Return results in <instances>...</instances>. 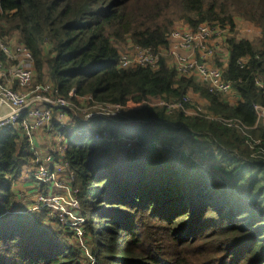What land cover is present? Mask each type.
Masks as SVG:
<instances>
[{
  "label": "trees",
  "instance_id": "16d2710c",
  "mask_svg": "<svg viewBox=\"0 0 264 264\" xmlns=\"http://www.w3.org/2000/svg\"><path fill=\"white\" fill-rule=\"evenodd\" d=\"M235 17L261 30L254 40L227 39L224 74L239 94L235 106L179 76L165 59L158 70L118 64L125 42L159 50L180 21L234 30ZM14 33L32 51L38 81L47 74L66 97L73 91L102 103L139 105L149 98L184 100L193 92L209 101L213 114L249 126L257 121L254 105L264 106V0H0V38ZM139 113L144 119L132 126L101 121L113 134L139 138V155L113 153L82 122L75 131L59 128L90 262L45 203L20 207L15 186L36 156L22 127L0 136V264H264V161L250 157L244 136L165 108L146 105ZM158 127L212 135L229 178H218L183 151H160ZM252 133L264 144V125ZM237 148L240 156H225ZM49 190L42 184L44 199Z\"/></svg>",
  "mask_w": 264,
  "mask_h": 264
},
{
  "label": "built area",
  "instance_id": "2783aa9c",
  "mask_svg": "<svg viewBox=\"0 0 264 264\" xmlns=\"http://www.w3.org/2000/svg\"><path fill=\"white\" fill-rule=\"evenodd\" d=\"M226 29L227 27L223 28L212 22L201 23L197 28L180 27L168 35L167 45L159 50L130 41L127 45L119 47L118 64L126 69L144 67L158 70L162 59H165L171 62V67L175 68L179 76L198 80L210 93L221 99L231 93H238L233 83L225 77V67L213 63L217 50L221 49L220 46L224 41L221 42V38L224 37ZM226 45L227 40L224 46ZM0 50L5 56V60L0 61V136L21 127L24 133L29 135L45 129L49 134L48 139L50 135L55 136L56 148L43 155L39 154L34 145L29 144L36 156V163L30 169V175L40 184H52L56 182L57 171L62 167L66 170L71 181L67 191L68 197L56 195L50 204L56 205L62 214L65 211L67 217L72 214L73 209L79 213L80 202L77 190L72 187L73 174L68 172V166L65 163L67 144L59 128L75 131L82 124L86 128L93 125L94 129L91 131L93 139L109 145L113 153L139 155L144 148L139 138L123 133L113 134L110 128L96 126L95 123H100L102 120L119 123L125 119L127 111H139L149 105L165 108L169 114L182 112L187 117H202L235 129L244 136V142L250 149V157L264 161L263 140L252 133V130L264 125V106L262 105H254L257 121L255 126H249L240 118H227L207 112L189 95L184 100L149 98L139 105L102 103L94 100L92 96L78 97L73 91L69 97H66L61 94L47 74L44 75L41 83L37 77L38 84L36 83L38 74L35 57L21 41L18 33L0 38ZM241 62L246 63L243 60ZM258 84L262 85V82L259 81ZM73 98H76V101ZM80 111L81 116L76 115ZM81 134L82 131L79 132V135ZM155 145L169 156L183 151L201 165L209 154L204 150H198L195 146H187L175 132L162 133ZM58 159L63 161L57 164ZM60 186L58 188L66 189L62 184ZM52 214L54 213L51 212L50 216ZM58 215L61 216L60 213ZM81 222H84L83 218L78 219V223L81 224Z\"/></svg>",
  "mask_w": 264,
  "mask_h": 264
},
{
  "label": "crops",
  "instance_id": "0c3cea01",
  "mask_svg": "<svg viewBox=\"0 0 264 264\" xmlns=\"http://www.w3.org/2000/svg\"><path fill=\"white\" fill-rule=\"evenodd\" d=\"M188 27V25L183 26ZM223 54L226 56V58H223L222 64H224V67H227L229 54L228 50H222ZM169 64H171L170 61H168ZM189 95H191L196 101H198L207 112H210L209 107V101L206 98H203L197 93L191 92ZM221 101L227 105L235 106L239 103L240 97L238 93H231L223 98H221ZM212 113V112H211ZM145 117V114L139 113V111H127L126 117L123 121H120L119 123L127 124L129 126L135 125L138 122L142 121ZM96 126H105L107 125V122H96ZM90 131L94 129L93 125L89 126ZM157 129L161 130V133H167V132H175L178 134L182 140V142L186 143L187 146H195L198 150H205L208 148H212V150H209V154H207L205 160L202 162L203 166L206 168H209L211 171H213L218 178L220 179H228L229 175L225 172V160L224 155L221 154V150L217 145H215L212 141V135L208 134L206 137H203L199 135V133L193 131L192 129H181V131H170L165 128L158 127ZM38 132V131H37ZM36 132V133H37ZM49 135V134H48ZM47 135V136H48ZM50 142L53 145H56V139L54 135H50ZM48 139V137H47ZM217 141V140H215ZM240 149H235L230 152H224L226 155H234V156H240ZM194 159V158H193ZM63 160L58 159L57 164H60ZM199 163V162H198ZM200 164V163H199ZM70 179L67 176L66 170L62 167L57 171L56 174V182L49 184V194L47 196V199H44L43 193L41 191V186L39 182H37L31 175L30 170L27 172V174L22 177L18 184L15 186V191L17 192L19 196V201H22L24 205L27 206V208H30L32 206L40 207L44 203L48 206H51V200L56 195H63L68 197L67 191L69 190V184ZM63 185L64 188H58V186ZM61 187V186H60ZM23 204H20V206H24Z\"/></svg>",
  "mask_w": 264,
  "mask_h": 264
},
{
  "label": "rangeland",
  "instance_id": "374dc122",
  "mask_svg": "<svg viewBox=\"0 0 264 264\" xmlns=\"http://www.w3.org/2000/svg\"><path fill=\"white\" fill-rule=\"evenodd\" d=\"M235 18H236L237 27L234 30H231L230 28L227 27L225 34L223 35L224 37L221 38V42L224 40L220 46L221 49L219 48L216 52L217 56H214V59H213L214 64L215 63H224L223 58H226V56L223 54L222 50H226V46H224V44H225L226 40L228 38L232 37L233 35H235L239 38H248L251 40L257 39L261 36V30L259 28H257L256 26H254L253 24H251L249 22L244 21L243 18H240V17H235ZM186 25H188L189 28H192V27H190L189 24H185L184 21H180L177 23V25L172 30L186 26ZM127 44L128 43L125 42V43L121 44L120 46L127 45ZM45 50L48 52L49 48L47 47ZM218 55H220V56H218ZM37 77L38 76H36V83L38 84ZM196 81L198 83H200L198 80H196ZM39 82L41 83V81H39ZM189 96L194 100V98L191 95H189ZM156 104H159V102H156ZM95 109L99 110V108H95ZM81 114H82L81 111L76 113V115H78V116H81ZM47 135H48V133L46 132L45 129L42 131H38L37 133L33 132L32 135L24 133V137L26 136L28 138L29 144L31 143V146L34 145V147L36 149H38L39 154H41V155H43V153L50 152L56 148V145H54V144L52 145L50 142V139H47ZM209 150H212V148L205 149L204 151L208 152ZM35 163H36V159H32L30 166H34ZM19 203L23 204L22 201H19ZM20 207L26 208L27 206L24 205V206H20ZM48 208H49V212H53L54 214H57V215L52 214V216H54L53 218L60 219L61 222H63L65 225H67L69 227V230L72 231L76 235V238H77L76 240H77L79 246L81 247V249H83L82 251H84L83 255L86 256L88 258V262H90L91 261L90 260L91 247L89 245L90 240L85 237V234H82V230H83L82 226L83 225L78 223V219L82 218L80 211L78 213L75 209H73L72 214H70L69 217H67L65 214V211L62 214L61 212H59V208L56 205L48 206ZM59 213L61 214L62 217L58 215ZM55 226H56V224H55ZM72 240H73V238H72Z\"/></svg>",
  "mask_w": 264,
  "mask_h": 264
}]
</instances>
